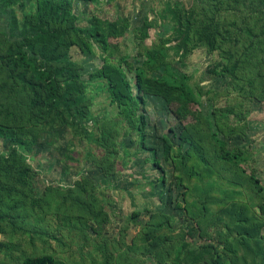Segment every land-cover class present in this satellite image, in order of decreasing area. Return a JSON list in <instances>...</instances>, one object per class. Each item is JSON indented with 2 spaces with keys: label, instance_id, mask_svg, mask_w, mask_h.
I'll list each match as a JSON object with an SVG mask.
<instances>
[{
  "label": "trees",
  "instance_id": "16d2710c",
  "mask_svg": "<svg viewBox=\"0 0 264 264\" xmlns=\"http://www.w3.org/2000/svg\"><path fill=\"white\" fill-rule=\"evenodd\" d=\"M10 1L0 0V4ZM24 1L30 7L42 1V6L35 17H25L22 37L25 48L17 51L4 69L5 83L12 92L11 101H15L11 110L0 111V136L13 142L8 153H0V232L12 236L15 231H24L47 237L51 227L47 215L50 214L56 217L54 229L69 220L70 227L66 230L69 232L76 227L86 240L85 222L90 217L97 220L100 216L101 208L95 207L101 192L91 179L80 175L72 186H47L43 195L33 200L29 167L23 164L21 132L40 130L51 123L69 128L82 148L78 154L80 159L98 168L105 176L111 175L116 171V147L124 135H132L135 151L145 148L143 116L137 115L136 109L144 102L141 94L144 84L151 85L153 80H158H146L145 65L132 67L122 57H117L113 52L115 47L108 45L105 62L113 68L126 65L128 70H133L135 92H131L129 81L121 73L89 78L91 82L97 81V88L103 90L109 105L108 109L94 114L91 110L93 92H85L78 65L69 58L67 49L72 44L81 49L95 44L103 53L106 46L102 34L92 27L73 24L72 0ZM197 2L200 4L197 17L192 14L193 7L179 13L168 7L162 10L165 18L170 15V41L173 42L170 48L174 54L183 57L192 44L204 36L208 49L220 51L233 96L227 110L214 108L211 111L213 124L222 137L241 138V126L229 124L224 114H231L238 121L245 101L264 100V0ZM226 21L229 24L224 27L223 37L219 38V26ZM118 30V23L107 27L109 34H117ZM146 50L144 61L163 65L164 49L152 46ZM158 82L165 85L164 81ZM156 92L166 101L170 95L188 102L193 100L187 88L179 84L170 90L165 88ZM184 127L188 137L180 138L188 142V147L182 151L179 145L163 140V157L169 160L172 176L183 188L185 221L191 225L185 230L180 225L175 228L170 215L151 212L128 250L149 257L154 264H264L261 188L256 178L244 175L237 167L244 160L245 150L239 146L227 150L202 116ZM87 130L94 147L81 145L86 140L83 135ZM58 212L64 215L59 217ZM137 214L132 212L131 217ZM91 229L95 233L99 231V227ZM55 237L52 233V238ZM187 238H194L195 246L190 247ZM29 242L32 246V240ZM58 243L62 244L59 238ZM0 247L19 253L8 256L17 259L15 264H58V259L50 252L30 255L21 248L12 250L3 242ZM93 247L96 252H104L103 263L109 264L106 246L97 243Z\"/></svg>",
  "mask_w": 264,
  "mask_h": 264
},
{
  "label": "rangeland",
  "instance_id": "374dc122",
  "mask_svg": "<svg viewBox=\"0 0 264 264\" xmlns=\"http://www.w3.org/2000/svg\"><path fill=\"white\" fill-rule=\"evenodd\" d=\"M199 5L197 0L71 1L73 24L96 29L99 35L102 34L106 46L103 53L95 44L89 45L87 49L72 44L67 49L69 58L78 65L77 71L85 83V92H93L91 110L94 114L108 109L109 105L103 90L97 88V81L91 82L89 78L121 73L129 81L131 92H135L134 71L128 70L126 65L113 68L105 62L108 45L115 47L113 52L117 53V57H122L132 67L145 65L146 80L157 79L164 81L165 85H159L155 80L151 85L147 82L144 84L141 93L144 102L136 109V114L143 116L145 148L135 151L132 135H124L116 147V171L111 175L105 176L98 168L80 159L78 154H81L82 148L78 138L72 137L69 128L51 123L33 132L22 131L23 164L29 167L30 195L33 200L43 195L45 187H70L83 175L91 179L101 192L97 195L95 207L101 208V212L99 220L90 217L85 222L84 231L88 235L86 240L81 237L78 228L73 227L69 232L66 230L70 227L69 220L62 227L54 229L56 217L49 214L47 217L51 227L47 237L24 231H15L12 236L8 232H0V242L9 244L12 250L21 248L30 255L50 252L58 259V264H104V252L94 250L93 246L97 243L106 246L105 254L109 264H154L149 257L133 254L127 247L151 212L160 211L170 215L175 228L180 225L185 230L191 225L185 221L183 188L172 176L169 160L163 157V140L185 150L188 142L180 138L183 135L188 137L184 126L194 123L199 116L206 120L208 128L225 143L227 150L232 151L236 146L245 150L244 160L237 167L243 170L244 175H252L258 180L264 201V100L245 101L238 121L233 115L225 113L224 119L229 124L241 126L243 136L222 137L213 124L211 111L214 108L227 110L233 96L230 78L225 73L224 57L217 48L208 49L205 46L204 36L196 40L183 57L174 54L170 48L173 43L170 41V15L165 18L162 10L168 7L179 13L180 10L188 11L193 7L192 14L197 17ZM41 6L42 1L30 7L24 0L0 4V111L11 110L15 101H11L12 92L8 83H5L6 62L18 54L17 51L25 48L22 44L23 22L25 17L39 14ZM117 23L119 32L114 35L107 33V27L116 26ZM228 24L229 21H226L219 26V38L223 37L224 27ZM152 46L164 49L161 56L163 65L144 61L146 49ZM174 83L185 86L193 100L188 102L169 93V100L166 101L163 95L156 92L165 88L170 90ZM88 134L87 130L83 135L86 140L81 145L94 147ZM11 146L13 142L0 136V153H8ZM54 198L57 200L56 196ZM132 212L138 214L131 217ZM63 215L58 212L59 217ZM91 227H99L98 233ZM52 233L57 238H52ZM58 238L62 244L58 243ZM187 239L190 247L195 246L194 238ZM10 254L19 255L16 250L9 252L5 247H0V264H15L17 259L10 260Z\"/></svg>",
  "mask_w": 264,
  "mask_h": 264
}]
</instances>
